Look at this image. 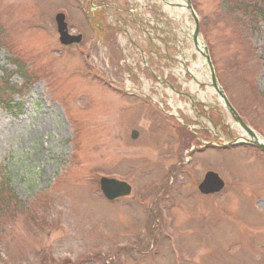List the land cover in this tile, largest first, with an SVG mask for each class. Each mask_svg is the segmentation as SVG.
<instances>
[{"label": "rangeland", "instance_id": "rangeland-1", "mask_svg": "<svg viewBox=\"0 0 264 264\" xmlns=\"http://www.w3.org/2000/svg\"><path fill=\"white\" fill-rule=\"evenodd\" d=\"M89 1L0 0V63L9 72H0V97L15 102L13 84L25 104L18 118L0 108V175L9 172L14 191L0 206V264H264V154L200 147L208 115L223 144L244 131L206 91L210 73L184 1L93 0L110 7L96 13L108 28L102 37L84 16L95 12ZM190 2L221 87L264 139V17L245 8H263L261 0ZM60 12L72 34H84L80 46L60 44ZM148 19L159 21L157 37L166 31V46ZM167 82L204 93L212 110L199 104L193 113ZM177 117L200 141L185 129L183 144ZM208 171L226 188L205 198L198 185ZM103 177L131 184V197L106 201Z\"/></svg>", "mask_w": 264, "mask_h": 264}, {"label": "water", "instance_id": "water-1", "mask_svg": "<svg viewBox=\"0 0 264 264\" xmlns=\"http://www.w3.org/2000/svg\"><path fill=\"white\" fill-rule=\"evenodd\" d=\"M187 3H188V10L192 14V16L195 20V23H196V29L194 32L193 40H194L195 45H197L198 44L197 37L199 34L198 20H197V17L195 16V13L191 7L190 1L188 0ZM56 23H57V30H58V34H59V41L62 45L69 46V45L81 43L82 36L76 37V36H71L69 34L68 26H67L66 18H65L64 14H59L56 16ZM205 50L207 51V49H205ZM204 57L206 58L209 66L211 68V71H212L211 74H212L213 86L216 88V90L219 92V94L224 99L226 106H227V109H228L229 113L231 114V116L233 117V119L237 123L240 124V126L246 131V133L252 139V140H249V139L243 138V140L248 142V143L253 144L255 147L264 151V143L258 140L257 135L255 134L254 131H252L249 127L244 125V123H243L242 119L240 118V116L238 115V113L231 106V104L229 103L226 96L220 90L219 85H218L217 80H216V77H215V74H214V71H213V67H212L211 62H210L209 56L204 54ZM132 137L134 139H136L138 137V134L136 132H134ZM237 142L238 141H234V143H237ZM100 184H101V190H102L103 194L109 200H115L116 198L129 196L132 192V188L128 183L121 182V181H118L115 179L103 178L100 181ZM224 187H225V183L219 177V175H217L213 172H210V173L206 174L204 181L199 186V190L201 193L208 195V194H212V193H218V192L222 191Z\"/></svg>", "mask_w": 264, "mask_h": 264}, {"label": "trees", "instance_id": "trees-1", "mask_svg": "<svg viewBox=\"0 0 264 264\" xmlns=\"http://www.w3.org/2000/svg\"><path fill=\"white\" fill-rule=\"evenodd\" d=\"M261 4L263 5V8L259 7L258 3L252 4L253 6L247 5L245 8L247 10H250L251 7L255 8L264 17V0H261ZM243 6H245V5H243ZM16 68H17L16 73L21 75L22 78H25V80H27L28 78L24 75L25 73L22 71V67L17 65ZM0 71L4 74V76H5V74H9V72L2 66H0ZM13 75H14L13 73H10V78ZM18 88H22V87H15V85H13V84L9 85V87H8V91L11 94H13L14 96H18V99H19L18 101L14 102L12 99H10V100L6 99L5 100V99L0 97V108L2 110H4L8 115H10L12 117H17V118L19 116L23 115L24 108H25L24 103L21 101V99H22L21 97L23 96V94H22L23 89H18ZM25 88H27V90H28V87H25ZM29 90H30V88H29ZM11 181H12L11 175L4 168L3 174L0 175V206L2 209H4V207L8 204V202L14 198V191L10 186ZM0 212H1V210H0Z\"/></svg>", "mask_w": 264, "mask_h": 264}, {"label": "flooded vegetation", "instance_id": "flooded-vegetation-1", "mask_svg": "<svg viewBox=\"0 0 264 264\" xmlns=\"http://www.w3.org/2000/svg\"><path fill=\"white\" fill-rule=\"evenodd\" d=\"M93 7H94V9H97L98 11L99 10H104L103 8H105L106 10L107 9H110V7L109 6H107V4H106V2L105 1H103L102 3H100L99 4V6H96V5H94L93 4ZM94 20L96 21V22H94V24L96 25V26H98V23H99V21H102L101 19H99V18H97V16H95L94 17ZM148 21H153L154 22V24H151L150 22H146L147 24H145L148 28H150L151 30L150 31H152V33H154L153 32V30L154 29H156L157 27V25H156V23L157 22H159L158 20H150V19H148ZM135 22V21H134ZM138 24H139V26L141 27V25H140V23H139V21H138ZM100 29V28H99ZM107 30H108V28L106 29V28H104V27H102V30H101V32L100 33H105V35H106V33H108L107 32ZM144 31H146L145 29H144ZM149 31V32H150ZM164 34H165V38H159V37H157L156 36V34L154 33V37H156V39L157 40H159L161 43H163L165 46L167 45V42H166V39L168 38V36H167V33H166V31H164ZM149 53L150 54H157V48H156V46L154 45V38L150 35V37H149ZM152 74L154 75V73L152 72ZM176 91V90H175ZM213 135L215 136V135H217L216 134V130L213 132ZM210 148H212V145L211 146H209V149ZM213 148H217V146H214Z\"/></svg>", "mask_w": 264, "mask_h": 264}]
</instances>
